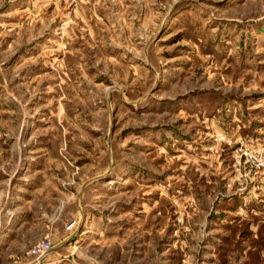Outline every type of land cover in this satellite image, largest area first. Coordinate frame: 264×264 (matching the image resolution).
<instances>
[{
	"label": "rangeland",
	"instance_id": "374dc122",
	"mask_svg": "<svg viewBox=\"0 0 264 264\" xmlns=\"http://www.w3.org/2000/svg\"><path fill=\"white\" fill-rule=\"evenodd\" d=\"M0 264H264V0H0Z\"/></svg>",
	"mask_w": 264,
	"mask_h": 264
},
{
	"label": "built area",
	"instance_id": "2783aa9c",
	"mask_svg": "<svg viewBox=\"0 0 264 264\" xmlns=\"http://www.w3.org/2000/svg\"><path fill=\"white\" fill-rule=\"evenodd\" d=\"M50 249H51V243L47 241L39 245V247L36 248L35 253L42 256L46 254Z\"/></svg>",
	"mask_w": 264,
	"mask_h": 264
}]
</instances>
